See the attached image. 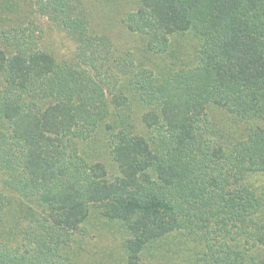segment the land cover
I'll return each mask as SVG.
<instances>
[{
  "label": "trees",
  "instance_id": "obj_1",
  "mask_svg": "<svg viewBox=\"0 0 264 264\" xmlns=\"http://www.w3.org/2000/svg\"><path fill=\"white\" fill-rule=\"evenodd\" d=\"M32 1L77 49L46 52L1 5L0 264H86L70 227L89 234L104 219L135 232V264L136 247L146 264H180L188 247L191 264H264V0ZM115 26L141 46L138 62L120 52L117 70L101 52ZM129 94L146 109L143 133L121 104ZM92 134L126 141L145 177L137 197L106 180L92 193Z\"/></svg>",
  "mask_w": 264,
  "mask_h": 264
},
{
  "label": "rangeland",
  "instance_id": "obj_2",
  "mask_svg": "<svg viewBox=\"0 0 264 264\" xmlns=\"http://www.w3.org/2000/svg\"><path fill=\"white\" fill-rule=\"evenodd\" d=\"M89 3L90 2H85V5H88ZM8 4H11L14 8L17 7L19 12L22 14L23 22L22 29H20L19 33L20 35L23 31L24 34L28 33L29 37L33 34V37L38 41L39 44H42L41 47L45 49L46 52H51L52 54H55L58 57L70 59L74 55L77 48L66 36L65 32L61 31L48 19V17L44 16V14L39 10V8L34 4L32 0H0V7L1 5L2 7H5V5ZM94 4L100 5L99 0H96ZM131 6L132 5L128 6V8L130 9ZM110 8L113 9V7ZM120 11H122V9ZM120 13L116 15L117 19L122 18ZM109 31L112 34L114 42L113 49L107 50L108 47L105 48L106 46H103V48H101V52L104 55L107 54V56L114 58L112 60L115 65L114 69L117 70L119 65L125 63L123 61V58L120 59L119 53L125 50L127 51L130 48L133 49L132 53L135 54L136 61L138 62L139 59H141V46L139 44L140 37L138 35H134L133 33H131V31H127L124 26H115L112 29L110 28ZM180 39L181 38H179L178 40ZM187 39L190 41H195L191 38ZM137 49L139 50V52L136 53ZM113 50H116V52H114V55L112 54ZM125 58L127 59L128 56ZM183 58L184 56L180 58V61ZM19 66H17L16 70L19 69ZM129 95L124 96L127 101L122 102L121 104L128 107H132L133 110L130 112V114H132V116L136 119L137 131L143 133V125L141 119L145 115L146 109L143 108L144 106L142 104L139 105L136 102V99H133V97H131L133 95ZM19 134H21V129H19ZM97 136L98 135L96 134H92L88 139V145L84 148L86 151H88L90 155L88 157V160L92 163L90 164L91 166L89 167V169L96 170V177L99 183V185H97L92 190V193H102L101 182H103L102 180H106L107 182L109 181L111 183L116 182L112 186L120 189V192L122 193V195H124V197H137L139 195V192L136 188L137 185H135V182L137 180H143L145 177H143L142 172L133 173L134 169L131 168V164L132 159L134 160L136 158V155L132 156L130 155V153H124L126 151H122L119 145L126 143L124 139H122L124 142L116 140L114 141V145H110V139L102 143V141L97 140ZM119 153L121 154V158L116 159L115 157ZM100 164H104L107 167V173L102 176L101 173H104V171L99 168L100 166H97ZM125 176L126 178L128 176L130 180H125ZM103 177H105V179ZM2 180L3 178L0 175V183ZM94 214L95 217L98 216L97 209L94 211ZM76 216L82 219L81 215ZM4 218L9 220L11 217L4 216ZM106 222L107 219L94 223L95 228L93 232H89V234H85L84 231H80L82 230L80 229V227L83 225V223L80 225L79 228L75 227L74 225L70 227L71 229H73V231H77L76 234H78L79 237L81 235L82 237L86 238V240H84V247L86 249L85 258L90 259L86 264H126V262H128V264H135L133 262H129L131 260L127 251V241L130 239L131 236L135 235L133 234L135 232H133V230L128 227V223H123L122 221L118 223L113 222L110 225L111 227H107L105 226ZM133 223L137 224V229H143L142 221H139L138 219L134 218ZM10 226H12L11 223L9 224V227ZM78 231L82 233H79ZM13 241L14 242L11 243L13 249L24 247L21 246V237H17V240ZM27 242L28 240L26 241V243ZM28 246L31 247L30 244H28ZM75 250L76 249H73V252ZM135 250L137 251L136 255H138L139 259L141 260V264H146L147 261H143V251H141L137 247L135 248ZM184 250L187 251L182 254L183 257H180V254H178L180 264H191L192 260L195 257L194 253H196L197 250L191 249L189 247L188 249L185 248ZM172 261L179 264V261L176 260L174 257Z\"/></svg>",
  "mask_w": 264,
  "mask_h": 264
}]
</instances>
